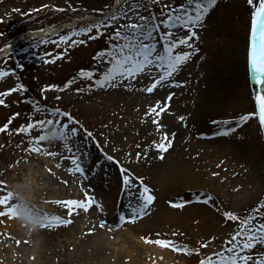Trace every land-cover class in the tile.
Here are the masks:
<instances>
[{
  "label": "rangeland",
  "instance_id": "obj_1",
  "mask_svg": "<svg viewBox=\"0 0 264 264\" xmlns=\"http://www.w3.org/2000/svg\"><path fill=\"white\" fill-rule=\"evenodd\" d=\"M165 4L189 11L194 7L187 0H0V51L32 33L11 52L0 53V72L8 73L0 78V129L6 128L0 131V188L4 189L0 196L12 194L15 215L11 218L20 219L22 212L32 218L28 231L18 236L5 221L11 218L0 216V251L7 243L28 247L0 255V264H124L112 246H103L100 253L93 246L101 225L117 227L118 222L138 227L145 246L135 245L146 252L141 264H155L154 260L175 264L158 255L156 241H171L165 245L177 257L200 264L222 253L245 220L264 223V126L256 115L257 83L248 65H241L256 0L251 5L249 0H217L196 27L193 47L176 49L193 52L191 58L153 92L146 89L159 74L156 69L115 87L95 85L111 67L99 54L117 43V29L127 34L124 25H159ZM164 31L161 27L160 33H154L161 53L165 44L159 36ZM171 31L173 39L187 35L179 27ZM82 72L93 73L92 80L83 78ZM9 90L14 91L8 94ZM165 106L160 116L152 112L153 107ZM57 110L66 115L52 116ZM68 117L75 121L70 127L79 130L68 141L71 153L60 129ZM49 120L51 124L29 134L23 131L29 124ZM165 134L171 147L160 152L156 145L165 142ZM40 135L46 141L35 145ZM34 146L42 151H30ZM72 153L79 156L83 174L70 171L75 165L66 157ZM174 162L177 167L171 168ZM51 175L63 185L52 184ZM125 175L130 185L124 183ZM144 187L154 197L146 209L140 197ZM86 199L92 201L87 211L75 208L70 215L60 214L68 208L62 202ZM192 205L198 208L186 217L194 226L190 234H179L176 229L187 225L175 223L172 217L143 222L163 206L171 210L169 214L180 212L177 219L183 218ZM132 208L142 209L143 214L130 219ZM203 213L211 215L216 225L201 238L192 231L202 224ZM45 217L70 222L43 226ZM82 220L86 225L75 234ZM41 231L45 240L50 239L46 246L38 237ZM118 239L110 244L116 246ZM179 249H187V254ZM260 252L264 248L257 246L252 255Z\"/></svg>",
  "mask_w": 264,
  "mask_h": 264
},
{
  "label": "snow or ice",
  "instance_id": "obj_2",
  "mask_svg": "<svg viewBox=\"0 0 264 264\" xmlns=\"http://www.w3.org/2000/svg\"><path fill=\"white\" fill-rule=\"evenodd\" d=\"M155 2H160V0H155ZM189 5H194L191 11L184 9L183 6L173 7L171 4H165L162 11V19L159 25L155 27H150L148 24H128L124 25L129 29L127 34H122L119 29L115 33V39L117 43L112 47L111 51H107L99 54L101 57L107 58V62L111 65L108 71L103 75L102 79L95 81V85L104 88L105 86L115 87L122 80H134L142 74L151 73L153 69L158 71V75L153 79L152 84L146 89L147 92L151 93L156 88L166 81H169L174 74L178 72L180 67L186 63L193 52H177L176 49L181 46H186L192 48L193 45L190 43L195 40L197 33L195 31L196 27L203 22L204 16L208 13L211 6H214L217 0H187ZM257 8L253 13L252 29H251V68L253 78L257 82V101L259 103V110L256 114L259 122L264 126V0H256ZM249 4H253V0H249ZM111 19H116L112 17ZM144 20V17L140 18ZM107 26V25H105ZM97 31L99 30V25L95 26ZM161 27L165 30L159 36V42L164 43L163 53L158 50L157 37L154 33H160ZM179 27L182 30L187 31V35L180 39H173L174 33L171 31ZM92 29H88L91 31ZM75 35V34H74ZM75 43V41H73ZM162 70V71H161ZM8 75L6 72H0V78ZM83 78L92 80L94 74L91 72H82ZM118 77L120 80H118ZM19 89H15L18 91ZM9 90L8 94H11ZM171 99V95L168 97ZM3 103V101H0ZM167 110V106L160 108L153 107L152 112L156 116H160L162 112ZM39 111V109H37ZM52 116L66 115L60 113L58 110L51 113ZM247 119V117H245ZM52 121H40L36 124H29L23 131L25 134H29L31 131L35 130L37 127L43 128L45 124H51ZM153 123L159 124L158 120H154ZM71 124H75L70 117H68V123L60 125L62 130V141L64 142L65 148L68 152H72L71 147L68 145V141L73 139L77 133L78 129L76 127H70ZM0 131H6L5 129H0ZM21 131V130H18ZM227 135L228 132H224ZM91 136L90 133L87 134ZM46 141L45 136L40 135L36 141L35 145H39L41 142ZM171 147V142L168 140L167 134H165V142L156 145V148L160 152H167ZM33 152H41L42 148L39 146H34L30 149ZM50 155H55V153H49ZM75 168L70 171L80 172L83 174V169L79 164V156L76 153H72L70 157ZM160 158H163L162 156ZM111 159V157H108ZM123 171V170H122ZM124 183L126 185L131 184V179L125 175L123 177ZM0 190H4L0 188ZM149 193L147 187L143 188L140 194L143 200V209H146L148 205L152 203L154 197ZM13 196L10 192H6L5 195L0 196V216H9V218L14 217L15 209L10 205V201ZM210 199V198H208ZM205 203L208 200L204 201ZM68 207L69 214L75 210V208H83L87 211L91 206L92 201L86 199L85 201H67L62 202ZM173 207H182V204H172ZM261 207H264L262 205ZM132 216L130 219L135 220L138 216L142 215V209L132 208ZM259 212V209L257 210ZM229 219H238L236 217L228 216ZM124 219V217H121ZM253 217L252 220H255ZM70 221L62 220L59 217H45L43 226H58L60 224L69 223ZM103 227V225H101ZM157 244H168L171 245L172 242H162L156 241ZM203 246H207L206 244ZM257 246L264 248V223H251L249 220H245L242 228L235 235L231 237L228 241V247L222 251V253L216 254V258L209 257L206 261H201L200 264H264V252L257 253L256 256L252 255L253 249ZM173 250H178L173 247ZM187 254V249H179ZM226 253V254H225Z\"/></svg>",
  "mask_w": 264,
  "mask_h": 264
},
{
  "label": "bare ground",
  "instance_id": "obj_3",
  "mask_svg": "<svg viewBox=\"0 0 264 264\" xmlns=\"http://www.w3.org/2000/svg\"><path fill=\"white\" fill-rule=\"evenodd\" d=\"M30 34H32V33H29L28 35H30ZM7 52H8V50L3 52V53H1V52L0 53L4 54V53H7ZM1 54H0V56H1ZM243 63L244 64H241V65H243L245 67H247V65H249L248 67L250 69H252L251 68V44L248 41V37H246V43L244 44V42H243ZM258 110H259V103H258ZM182 163H184V161H181V164ZM41 165H42V167L44 166V164H42V163H41ZM170 167L171 168H176L177 164L174 162V163H172L170 165ZM54 172L55 171H52V174ZM51 176H52V179H51L50 182L52 184H54V185H56L58 187L63 185L62 180L60 181L58 178L56 180V179H54L56 176H54V175H51ZM167 178H168V176L166 175V178H164L166 182H167ZM116 196H117L116 193L113 194V196L111 198L112 202H115V197ZM190 207H192L191 208V210H193L192 212H191L190 209L186 210V213H185L184 217L177 219V215H179L180 212L179 213L175 212L174 214H169V212L171 210H168L167 206H163L161 209L156 211L152 216H148V217H152V218L147 219V220L143 219V222L144 221H147V222L156 221V218H157L158 221H161L163 218H166L167 220H171V217H172V220H174L175 223H179V224L185 223V224H183V226L187 225L184 228H177L176 229V231L179 232V234H181L182 232H184L186 234H190V229H191V227H194V226L191 225V222L189 224V221H186V217L191 215L192 213H194L195 212V208H198V206L197 205H192ZM60 214L62 216L70 215L69 211H68V208H64V209L60 210ZM5 221H7L6 223H7L8 228L11 229V231H13V233L17 234L18 236L24 235V233L28 231V228L30 226L29 223H26V222L22 221L21 219H17V218H11V219L7 218ZM6 223H4L5 227H6ZM200 223H202V224L201 225L199 224V225L195 226L197 228L195 230H193V231L191 230V231L196 236L200 235L201 238H203L204 235L208 234L212 230V228L215 227V225H216L215 219L212 218L211 215L207 216L206 213L202 214V220H201ZM192 224H194V222ZM84 225H86V221L82 220L81 224H80V228H77L78 232L76 231L75 234L76 233L80 234L79 230L81 232ZM107 226L111 227V225H104V224H103V227L100 226L99 229H98L97 234L95 235V236H97L96 240H95L96 243H94L93 246L95 247V250H97L96 253L102 252L105 249V247H103V246H106V247L108 246V248L110 246H112V248L115 250V251H113L114 254H115V257L117 258V260L123 262L124 264H131V263H128L129 261H132L133 264H139L140 262L144 261L143 257L146 255V252H144L145 250H142L140 252L139 251V246L135 245L136 242H137V243L140 244V246H142V247L145 246L143 244V242H145V241H143V238H141L140 234L137 232L138 231V229H137L138 227H132V226L128 225V227L125 226L122 229L112 230V229H110ZM124 229H125V231H124L125 234L124 233L122 234L121 230H124ZM144 229H147V228H144ZM116 236H117V238H119L118 242L116 243V246L115 245H111L110 241H112L114 238H116ZM38 237H39L40 240L42 239L41 240L42 241L41 245H45L46 246V244L50 240L48 238L45 240L46 235H45L44 231L38 232ZM140 239H142V240H140ZM73 241L77 242L76 239H73ZM84 244L85 243L83 242V243H81L80 246H83ZM15 247H16V250H20L21 252L23 250L26 251V249H28V247H26V245H22V247L20 248L18 245L15 246L14 244L7 243L5 245V250L0 251V252H2L4 254H0V255L6 256V254L12 252ZM117 250H120V253L117 254ZM37 252H38V250H37ZM158 255L160 257L163 256V258H166L169 261H174L175 264H183V262L185 264H188V261L185 260L183 255H180L182 258H179V256L177 257V255H175L170 250V247L166 246L165 244H160L158 246ZM7 257H9V256H7ZM124 257L126 258V260L128 259L127 262L123 261ZM154 263L155 264H160L159 260L158 261L154 260Z\"/></svg>",
  "mask_w": 264,
  "mask_h": 264
},
{
  "label": "clouds",
  "instance_id": "obj_4",
  "mask_svg": "<svg viewBox=\"0 0 264 264\" xmlns=\"http://www.w3.org/2000/svg\"><path fill=\"white\" fill-rule=\"evenodd\" d=\"M20 219H22L24 222L31 224L32 218L29 217L26 213L22 212L20 213Z\"/></svg>",
  "mask_w": 264,
  "mask_h": 264
}]
</instances>
